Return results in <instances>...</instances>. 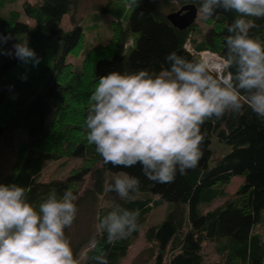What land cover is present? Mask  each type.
<instances>
[{
	"label": "trees",
	"instance_id": "trees-1",
	"mask_svg": "<svg viewBox=\"0 0 264 264\" xmlns=\"http://www.w3.org/2000/svg\"><path fill=\"white\" fill-rule=\"evenodd\" d=\"M12 1L0 0V36L12 37L7 43H0V110L3 111L0 140L8 143L17 130L26 134V140L12 174L0 184L24 187L26 199L37 208L51 190L55 189L58 197L71 190L77 196L74 203L78 211L65 234L77 259L86 251L81 264H96L92 257L100 250L107 252L108 264H120L139 236L147 215L164 202L173 203L172 208L162 221L144 232L151 247L145 251L154 264H220L205 260L203 244L224 238L228 240L225 247L230 259L243 264H264V237L254 232L264 215V119L247 104L241 114L225 113L220 119L213 117L205 121L201 126L205 134L201 145L203 155L198 166L184 175L177 173L169 184L149 181L139 164L131 168L105 164L95 145L88 143L85 124L89 98L100 76L113 71L131 74L140 70L158 74L169 68L165 57L172 52L187 60H199L185 48L188 40L196 51L210 50L222 58L227 52L224 40L229 35L227 28L237 14L217 8L206 20L208 27L197 40L196 22L182 30L169 21L168 14L187 4L199 8L201 0H139L125 25L117 18L112 42L90 50L87 75L80 76L79 71L70 68L67 58L82 44L84 28L74 17L71 28L62 26L64 17L73 12L77 1L25 2L24 12L35 21L34 27L21 20L18 10L6 9V3ZM114 3L115 0H107L96 9L112 14ZM253 19L257 27L250 29L249 35L264 40V18ZM30 35L28 47L40 59L36 66L31 61L19 60L12 50L16 42L22 41L21 37ZM6 51L12 55L5 54ZM214 138L227 144L229 150L211 164ZM63 149L75 157L91 160L92 164L65 179L41 182L39 176L44 163L63 154ZM109 172H127L138 177L139 192L144 196L118 200L107 212L101 210L100 199ZM87 175H91V184L80 193L78 185ZM235 176L244 178L237 191L239 199H228L223 205L203 212L202 205L224 195L223 187ZM116 205L139 209L140 227L126 239L109 244L107 233L99 230L98 224Z\"/></svg>",
	"mask_w": 264,
	"mask_h": 264
},
{
	"label": "clouds",
	"instance_id": "clouds-1",
	"mask_svg": "<svg viewBox=\"0 0 264 264\" xmlns=\"http://www.w3.org/2000/svg\"><path fill=\"white\" fill-rule=\"evenodd\" d=\"M138 4L139 0H128L127 7ZM217 8L237 14L227 28V52L218 70L205 60H187L172 52L165 57L169 68L158 74L140 70L100 76L85 124L87 141L105 164L114 168L139 164L146 179L169 184L177 173L184 175L198 166L205 121L225 113L241 114L245 104L264 119V40L249 35L257 27L253 18H264V0H201L198 15L208 20ZM11 38L0 36V43ZM13 49L19 60L40 63L27 42L16 43ZM140 184L138 177L120 172L105 182V190L130 200ZM76 200L71 190L58 197L53 189L37 208L26 199L24 187L0 184V264H80L65 234L76 219ZM139 217V209L116 205L98 229L107 233V243L114 244L139 230ZM92 259L108 264L104 250Z\"/></svg>",
	"mask_w": 264,
	"mask_h": 264
},
{
	"label": "rangeland",
	"instance_id": "rangeland-1",
	"mask_svg": "<svg viewBox=\"0 0 264 264\" xmlns=\"http://www.w3.org/2000/svg\"><path fill=\"white\" fill-rule=\"evenodd\" d=\"M36 2V0H13L6 3L7 10H18L21 14V20L35 26V21L26 16L24 12L25 2ZM76 7L72 13L67 14L63 21L62 26L65 29L72 27V18L74 17L84 28V39L79 48L67 58V62L73 71H79V75H87V55L93 47H106L114 38V30L117 26L116 20L119 18L121 23L125 25L131 14L132 8L127 7L128 0H115L114 12L112 14H103L96 8L99 4L106 3L107 0H76ZM180 8V7H179ZM178 8V9H179ZM177 9V10H178ZM196 32L195 37L200 40L201 33L208 27L206 20L197 17L196 20ZM30 36L22 38L20 43H26L29 45ZM17 43V42H16ZM15 43V44H16ZM13 52L14 49L12 48ZM198 58V57H197ZM199 59V58H198ZM201 60V59H199ZM86 77V76H84ZM0 112H3L0 110ZM26 140V134L22 131H15L12 134V140L6 143L4 140H0V181L4 182L13 172L15 165L20 159V151L23 142ZM213 158L211 164H214L223 154L229 150V146L217 138H214L213 144ZM64 150V149H63ZM92 161L75 157L64 150L63 154L57 155L54 159H50L44 163L39 180L41 182H50L54 179H65L68 175L74 171L81 169L87 165H91ZM117 173H108L107 182L112 181V177ZM244 178L235 176L231 181L223 187L224 195L219 196L213 202L204 204L201 207L203 212H207L216 207H219L225 203L228 199L238 200L237 191ZM91 184V175H87L82 183L78 185L79 192L83 193ZM134 197L144 196L143 193L137 192L132 194ZM158 198V196H153ZM121 200L116 193L105 190L104 195L100 199L99 208H102L104 212L112 208L116 201ZM173 203L164 202L163 204L154 208L146 217L143 222L141 231L137 239L129 247L127 255L121 259L120 264H154L153 259L149 257V250L151 247L147 243L144 232L147 227L155 225L162 221L168 211L172 208ZM88 220V215H86ZM85 223V222H84ZM83 223V224H84ZM88 224V221H87ZM86 229V225L83 226ZM254 232L260 233L264 237V215L261 223L256 225ZM228 244L226 238L207 241L203 244V254L207 262H218L220 264H243L238 259H230L228 250L225 247ZM140 256V259H137ZM86 259V251H84L79 257L80 264ZM140 262V263H139Z\"/></svg>",
	"mask_w": 264,
	"mask_h": 264
},
{
	"label": "water",
	"instance_id": "water-1",
	"mask_svg": "<svg viewBox=\"0 0 264 264\" xmlns=\"http://www.w3.org/2000/svg\"><path fill=\"white\" fill-rule=\"evenodd\" d=\"M197 17L198 7L195 4H187L180 10L168 14L169 21L182 30L191 27L196 22Z\"/></svg>",
	"mask_w": 264,
	"mask_h": 264
},
{
	"label": "built area",
	"instance_id": "built-area-1",
	"mask_svg": "<svg viewBox=\"0 0 264 264\" xmlns=\"http://www.w3.org/2000/svg\"><path fill=\"white\" fill-rule=\"evenodd\" d=\"M131 43H132V41H131ZM185 48H186L188 51H190L191 53H193L196 57H198L199 59H202V60H205L204 55H206V54H213V55H216L217 58L221 59V57H220L218 54H216V53H214V52H212V51H210V50L196 51V50L194 49V47L191 45L190 40H188V41L186 42V44H185Z\"/></svg>",
	"mask_w": 264,
	"mask_h": 264
},
{
	"label": "bare ground",
	"instance_id": "bare-ground-1",
	"mask_svg": "<svg viewBox=\"0 0 264 264\" xmlns=\"http://www.w3.org/2000/svg\"><path fill=\"white\" fill-rule=\"evenodd\" d=\"M204 58H205V61H207L211 65L212 69L218 70L220 68L219 61L221 59L217 58L216 55L206 54V55H204Z\"/></svg>",
	"mask_w": 264,
	"mask_h": 264
}]
</instances>
